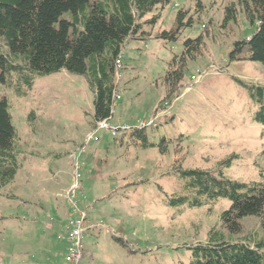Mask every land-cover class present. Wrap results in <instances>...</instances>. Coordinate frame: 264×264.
I'll return each mask as SVG.
<instances>
[{
  "label": "rangeland",
  "instance_id": "374dc122",
  "mask_svg": "<svg viewBox=\"0 0 264 264\" xmlns=\"http://www.w3.org/2000/svg\"><path fill=\"white\" fill-rule=\"evenodd\" d=\"M234 1L171 0L148 16L161 14L155 25L144 26L148 36L131 38L123 48L115 83L121 97L109 122L118 128L157 118V126L147 132L155 142L163 137L172 142L166 155L134 145L125 133L114 137L106 130L96 132L94 95L84 76L64 70L36 76L26 95L17 94L24 83L1 89L23 166L0 194V264L63 259L67 243L60 236L69 210L58 195L72 184L74 157L83 165L87 223L96 226L84 235L81 264H190L189 247L223 230L220 217L231 202L222 199L177 215L169 197L180 182L169 172L178 164L214 170L231 158L225 168L228 177L264 181V126L253 119L259 106L237 81L264 86V65L250 60L249 47L230 60L234 43L257 28L243 14L237 23L221 28L225 7ZM180 9L194 16L193 26L184 28L177 41L159 38L175 27ZM205 25L202 54L188 61L182 86L167 98L169 64ZM0 49L6 50L1 40ZM90 134L99 140H88ZM242 225L234 239H264L259 217H245Z\"/></svg>",
  "mask_w": 264,
  "mask_h": 264
},
{
  "label": "trees",
  "instance_id": "16d2710c",
  "mask_svg": "<svg viewBox=\"0 0 264 264\" xmlns=\"http://www.w3.org/2000/svg\"><path fill=\"white\" fill-rule=\"evenodd\" d=\"M170 4L171 0H0V40L6 49H0V194L23 166L9 102L1 89L15 88V82L24 83L17 94L26 95L36 76L64 70L84 76L89 83L94 95V125L112 119L116 60L129 39L148 36L144 26L155 25L161 14L148 16ZM240 14L257 28L246 40L234 43L230 60H237L249 47L250 60L264 65V0L232 2L225 7L221 28L225 30L237 23ZM194 21L189 10L180 9L175 27L162 31L159 38L177 41L184 28L193 26ZM203 28L198 37L184 42L182 55L169 64L164 77L167 98L175 97L182 86L188 61L202 54L208 26ZM237 81L248 88L251 98L258 103L253 119L264 126V86ZM148 127L132 128L125 135L136 146L168 154L172 142L166 137L155 142ZM230 164L231 158L220 162L214 170L183 168L178 164L169 172L180 182V188L169 197V205L177 215L222 199L231 202L220 217L223 230L213 231L208 241L189 247L190 264H264L263 238L250 242L232 237L242 232V220L248 216L259 217L264 227V181L230 178L225 174Z\"/></svg>",
  "mask_w": 264,
  "mask_h": 264
},
{
  "label": "built area",
  "instance_id": "2783aa9c",
  "mask_svg": "<svg viewBox=\"0 0 264 264\" xmlns=\"http://www.w3.org/2000/svg\"><path fill=\"white\" fill-rule=\"evenodd\" d=\"M116 65V78H119L120 69L122 67V53L116 60ZM120 97L121 95L119 91L115 90L114 103L119 100ZM162 113H165V111H162ZM156 121L157 118H154L152 120L139 121L134 125H122L118 128H115L109 122V120H105L98 122L95 129L96 132L98 130H106L108 133H111L112 136L118 137L119 135L124 134L135 127L144 128L155 125ZM92 138L94 141L99 140L95 134H90L88 140H91ZM74 162L75 171L72 184L67 190L58 195L65 201V205L69 210V219L64 227L63 234L60 236L61 240L67 243V249L65 254L62 256L63 259H58L59 261H56L53 264H81L85 256V251L83 248L84 235L89 230L96 227L94 224L89 225L87 223L89 217V208H85L87 196L83 187V165H81V162L77 161L76 157H74Z\"/></svg>",
  "mask_w": 264,
  "mask_h": 264
},
{
  "label": "bare ground",
  "instance_id": "6f19581e",
  "mask_svg": "<svg viewBox=\"0 0 264 264\" xmlns=\"http://www.w3.org/2000/svg\"><path fill=\"white\" fill-rule=\"evenodd\" d=\"M113 99H114V97H113Z\"/></svg>",
  "mask_w": 264,
  "mask_h": 264
},
{
  "label": "clouds",
  "instance_id": "9594fccd",
  "mask_svg": "<svg viewBox=\"0 0 264 264\" xmlns=\"http://www.w3.org/2000/svg\"><path fill=\"white\" fill-rule=\"evenodd\" d=\"M96 126V125H95Z\"/></svg>",
  "mask_w": 264,
  "mask_h": 264
}]
</instances>
